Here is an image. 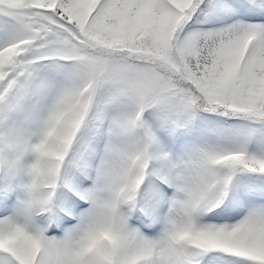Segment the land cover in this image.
<instances>
[{
	"label": "snow or ice",
	"instance_id": "snow-or-ice-1",
	"mask_svg": "<svg viewBox=\"0 0 264 264\" xmlns=\"http://www.w3.org/2000/svg\"><path fill=\"white\" fill-rule=\"evenodd\" d=\"M0 264H264V0H0Z\"/></svg>",
	"mask_w": 264,
	"mask_h": 264
}]
</instances>
